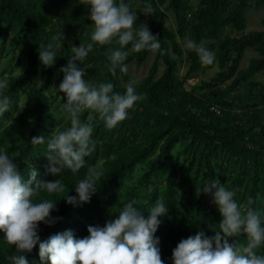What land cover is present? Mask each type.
I'll return each mask as SVG.
<instances>
[{"label": "trees", "instance_id": "16d2710c", "mask_svg": "<svg viewBox=\"0 0 264 264\" xmlns=\"http://www.w3.org/2000/svg\"><path fill=\"white\" fill-rule=\"evenodd\" d=\"M123 2L137 15L134 31L148 27L158 37L160 49L155 52L132 53L131 44L123 49L130 52L124 61L127 66L145 64L152 56L147 73L132 85L119 67L113 76L106 54L118 47L115 43L94 45L81 65L77 63L85 68L89 84L110 82L120 94L132 86L144 98L112 130L96 113L81 112L82 122L93 117L95 149L79 172L65 168L54 176L47 171V143L57 130L70 126L61 111L66 98L58 90L63 79L60 69L73 55V47L90 42V11L79 0H0V79L7 78L3 95L11 100L9 111L0 116V153L13 159L25 179L35 169L37 180L59 179L65 185L64 192H42L35 200L56 204L51 212L54 222L38 226L40 242L68 230L76 239L85 238L89 226H105L130 200L147 219L160 198L168 211L158 217L161 223L153 235L163 264H173L172 250L182 239L200 231L212 237L219 230L221 216L212 195H197L204 182L218 179L235 193L242 211L252 198L256 201L252 207L264 214V80L257 78L264 74V16L260 28L246 30L247 12L262 10L264 0ZM147 6L153 11L146 16ZM170 18L174 26L168 24ZM62 34L63 46L54 65L45 67L39 60V45ZM186 40L203 43L214 53V62L202 65L197 53L185 47ZM247 50L256 55L241 66ZM16 56L24 58L19 71ZM213 68L214 73L204 78ZM39 70L42 78L21 104L20 94ZM188 78L197 80L187 85ZM39 136L44 143L31 145V138ZM93 165L103 168L98 190L87 203L68 204L64 196L76 195V183ZM227 239L246 243L244 234ZM256 251L264 255V246ZM19 254L0 232V264H11L9 257ZM23 255L28 264H50L41 261L39 242Z\"/></svg>", "mask_w": 264, "mask_h": 264}, {"label": "clouds", "instance_id": "9594fccd", "mask_svg": "<svg viewBox=\"0 0 264 264\" xmlns=\"http://www.w3.org/2000/svg\"><path fill=\"white\" fill-rule=\"evenodd\" d=\"M79 3L89 9L93 29L90 42L73 47V55L60 69L63 79L58 90L66 98L61 111L70 120V126L57 130L47 143V171L54 176L65 168L74 174L79 172L85 165V157L95 149V142L91 139L93 117L89 116L88 122H82L81 112L96 113L104 126L112 130L127 118L128 110L144 98L132 86L120 94L113 91L114 85L110 82L89 84L84 79L85 68L78 66L77 62L81 65L94 45L115 43L118 47L109 49L106 54L110 61L109 71L115 76L118 67L121 73L127 72L124 61L130 52L123 49L129 44L132 53L160 49L158 37L148 27L134 31L137 15L123 0L119 4L116 0H79ZM152 11L147 6L144 15H150ZM63 39V34L53 35L46 46L39 45V60L45 67L54 65ZM185 47L197 53L202 65L214 62V53L203 43L196 45L186 40ZM7 87V78L0 79V116L9 111L11 105L10 98L3 95ZM43 143V136L31 138L33 146ZM103 174L101 165L89 166L84 179L76 183V195L64 196L66 202L72 205L89 202L98 190L97 181ZM64 189L65 185L59 179L37 180L35 169L25 179L13 159L6 153H0V232L6 244L14 246L20 253L9 257L11 264H28L23 253L31 252L38 242L41 261L47 260L50 264H163L160 249L156 246L158 240L153 235L161 223L158 217L168 211L160 198L149 209L147 219L134 206L136 201L130 200L123 205L117 218L109 220L105 226H89V236L85 238L76 239L68 230L40 242L38 226L41 222L49 225L54 222L51 212L56 204L47 199L35 200L42 192L62 193ZM201 192L210 193L218 207L221 216L219 230L212 237H205L200 231L195 236L182 239L172 250L173 264H264V255H258L256 251L264 246V214L252 207L255 199L249 198L248 206L242 211V206L234 199L235 193L226 189L218 179L204 182L197 188V195ZM241 234L246 236V243L228 242L227 238Z\"/></svg>", "mask_w": 264, "mask_h": 264}, {"label": "rangeland", "instance_id": "374dc122", "mask_svg": "<svg viewBox=\"0 0 264 264\" xmlns=\"http://www.w3.org/2000/svg\"><path fill=\"white\" fill-rule=\"evenodd\" d=\"M134 4H137L138 0H132ZM264 16V8L262 10H250L247 12V26L246 30L250 29H257L261 27V19ZM168 24L171 26H174V21L172 18L169 19ZM256 54L252 51L247 50L245 52V55L242 59L241 66H245L249 60L250 57L255 56ZM15 62L19 61L18 66L15 68V71H19L23 65H24V58L23 57H15ZM152 56L149 57L148 61L145 64L142 65H136L135 63H131L127 66V73L130 78L129 85H132L134 82H136L138 79L143 77L151 64ZM215 71V68L207 70L204 74V78H209ZM42 78L40 70L37 72V74L34 76L33 80L29 82L26 85L25 90L20 94V103L24 104L25 101L30 97L34 84L38 82ZM257 78L259 80H264V74H257ZM197 78H190V81H186L187 85H190L191 83L195 82Z\"/></svg>", "mask_w": 264, "mask_h": 264}, {"label": "built area", "instance_id": "2783aa9c", "mask_svg": "<svg viewBox=\"0 0 264 264\" xmlns=\"http://www.w3.org/2000/svg\"><path fill=\"white\" fill-rule=\"evenodd\" d=\"M187 80L190 81V78L186 79V81H187Z\"/></svg>", "mask_w": 264, "mask_h": 264}]
</instances>
